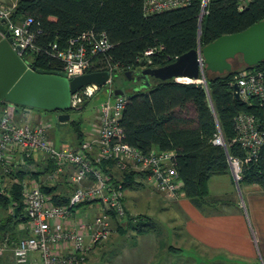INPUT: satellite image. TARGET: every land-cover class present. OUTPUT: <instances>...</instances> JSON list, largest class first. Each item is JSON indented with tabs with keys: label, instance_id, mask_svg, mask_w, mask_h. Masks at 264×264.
<instances>
[{
	"label": "trees",
	"instance_id": "obj_1",
	"mask_svg": "<svg viewBox=\"0 0 264 264\" xmlns=\"http://www.w3.org/2000/svg\"><path fill=\"white\" fill-rule=\"evenodd\" d=\"M208 1L206 14L200 25V0H190L187 5L151 15L144 14L143 0H18L12 18L14 21L27 17L33 19L30 29L34 32L37 50L31 51L30 63L41 69L62 71L63 64L52 55L54 43L60 48H67L71 40L83 32H104L111 47L93 57V65L89 70L103 71L112 67L114 74L111 80L117 87L126 79L124 70L139 67V58L146 50L153 49L148 56L149 62L146 61L147 66H165L177 56L196 48L198 43L202 47L219 36L238 33L264 18V0H251L241 10L238 8L241 0ZM253 67L264 69V60ZM253 67L242 64L238 69L234 67L224 74L205 69L211 105L205 88L200 84L153 77L149 88L135 91V86L132 87L134 92L128 94L127 105L120 116L125 141L130 145L143 152L151 148L172 149L176 152L175 164L182 192L204 213H207L206 208L213 206L214 202L209 198V179L230 171L225 149L212 142L218 125L222 129L229 153L240 157L246 154V150L233 141L236 135L234 117L242 111L247 112L264 129V102L256 98L250 103L235 99L231 85L234 73ZM118 71L119 85L115 78ZM86 103L87 101L84 102ZM6 104L12 105L15 111L27 108L0 100L1 108ZM192 108L195 113L193 118L187 114ZM68 122L75 133L76 140L72 143L82 142L87 136L79 122ZM106 165L112 166L113 163L103 165L109 172V166L107 168ZM41 174L28 173L22 169L12 170V176L20 179L27 175L39 179ZM242 174L238 186L259 185L264 190V146L256 161L245 164ZM112 175L111 179L114 181L120 177L123 191L145 186L140 180L144 178L143 174L112 172ZM5 177L0 169V209L11 211L0 220V239L8 236L9 240H13L15 227L18 223H26L27 217L23 208L21 185L6 180ZM42 190L56 204L68 202L69 196L59 199L54 195L56 184L42 183ZM125 216L126 227L120 231L123 234L129 230L134 232L135 237L159 229L157 222L149 215L135 218L126 209ZM113 219L118 218L113 215ZM118 227L122 229L121 225ZM20 238L22 237L14 242ZM167 251L172 254L182 253L180 248L171 245L167 247Z\"/></svg>",
	"mask_w": 264,
	"mask_h": 264
},
{
	"label": "built area",
	"instance_id": "obj_2",
	"mask_svg": "<svg viewBox=\"0 0 264 264\" xmlns=\"http://www.w3.org/2000/svg\"><path fill=\"white\" fill-rule=\"evenodd\" d=\"M190 0H143V12L151 15L163 10L184 6ZM199 25L206 14L208 0H200ZM251 0H241L238 8L241 10ZM17 2L5 5L0 3V39L6 38L7 33L12 37L11 45L14 50L30 63L34 44V32L30 29L33 22L31 17L14 21L12 18ZM67 48H60L56 43L52 45V55L63 64L62 71L69 78L88 72L93 65V57L111 47V43L104 32L92 30L83 32L76 39L71 40ZM200 63L201 76L198 80L176 82L200 84L205 88L209 104V89L207 88L205 63L200 43L196 46ZM153 49L146 50L139 60L149 62L148 56ZM147 64V63H146ZM110 77L103 86L88 84L71 94L72 109L82 107L85 101L94 97L104 89L107 99L98 109V115L90 123L91 129L87 137L77 144L63 143L57 146L50 135L48 120L41 118L35 123L19 122L15 118L14 107L10 104L2 106L0 110V169L6 180L18 183L22 188L24 211L27 217L29 234L20 238L14 245H10L8 236L0 239V257L8 250H12V264H30L29 254L39 251L43 264H85L91 251L106 241L112 233L113 215L126 218L123 183L120 177L114 181L112 172H107L104 163L112 162L120 173L138 172L145 176L150 188L161 192L169 200L177 199L184 192L180 187V176L175 164L176 152L172 149L164 150L151 148L143 152L125 141L124 129H121L120 119L122 111L127 105L128 92L115 86L112 79L114 69L108 68ZM184 79V78H183ZM237 83L240 100L250 103L256 98L264 102V69L257 67L243 68L234 73L231 85ZM121 88L123 93L115 95V90ZM44 113L47 111L42 110ZM46 121V122H45ZM235 138L241 149L246 150L243 157L230 154L225 137L218 125L214 134L213 144L222 146L226 151L227 162L235 182L242 178L245 164L256 161L264 146V129L260 127L256 118L240 112L234 117ZM36 153L47 161L53 162V170L44 177L49 185H55L65 168H71L70 181L73 190L65 204H56L51 196L42 190V179L27 175L20 179L12 176V170L28 164ZM99 202L98 212L88 224L80 223L73 229L64 222L73 215L83 203L92 206ZM85 229V230H84ZM66 245V253L54 252V247Z\"/></svg>",
	"mask_w": 264,
	"mask_h": 264
},
{
	"label": "crops",
	"instance_id": "obj_3",
	"mask_svg": "<svg viewBox=\"0 0 264 264\" xmlns=\"http://www.w3.org/2000/svg\"><path fill=\"white\" fill-rule=\"evenodd\" d=\"M17 1L18 0H0V3L9 5ZM38 110L39 109L28 107L24 109L22 108L19 111H14L15 118L19 122L27 121L35 123L40 117L42 118L43 115L46 116V113L44 112L39 114ZM65 122L67 123L68 121H64L63 123ZM51 131L52 126H50L48 131L52 136ZM85 133L87 136L88 132L85 131ZM63 143H65L64 140L57 146H60ZM106 166L108 168L109 165ZM27 167L29 168H24L23 170L28 173L41 172L42 174L39 178L42 179V183L45 185L48 183L45 182L44 177L47 173L53 170L54 165L52 161H47L41 154L36 153L32 159L28 160ZM65 169V172L56 183L57 190L54 195L58 196L59 199L70 196L73 190V184L70 181L71 168L68 167ZM109 169V172H115L116 174L120 173L114 164L109 166ZM140 180L144 183L146 182V185L143 187L126 189L128 193L124 190L123 204L128 210L130 216H135V218H137L136 216L139 215H149L154 218V215H151L148 209L154 207L157 210H162L164 208L166 209V206H168L170 209L172 208L173 213L176 214L175 218L181 219V227L184 237L191 239L193 242L208 250L215 251L216 254L211 257L212 260L226 264H264V190L259 185H243L242 194L244 202L242 203L237 197H233V199L226 198L228 192L223 189L224 187H221V185L233 186V183H235L231 171L226 174L212 176L209 179L208 188L209 198L214 202H212L213 206L206 208L207 213H204L201 209L195 206L184 195V193L177 199L169 200L163 193L156 192L149 188L145 176L144 178H140ZM181 186L182 183H180V187ZM143 189L146 190V192L140 194L135 193ZM146 200L150 202V207L147 209L140 208L139 201L146 202ZM98 204L99 202H95L92 204V208L89 205L80 206L76 212L64 222L72 229L80 223H90L98 212ZM7 214L8 211L0 209V220ZM125 220V218H118L117 220L113 219L111 228L112 233L109 239L103 241L102 244L91 251L85 264H102L104 257L112 251V245L115 242H121L120 240H122L121 238L123 235H129V233H127L129 230L124 234L120 232L121 230H125ZM120 225L122 229H119L118 226ZM130 232L131 239L134 240V232ZM13 233V240L10 239L11 246L15 244L14 240L16 241L17 238L28 235L24 223H18ZM143 236L146 235L140 234L135 236L138 241L136 244H133L134 250L137 248L136 246L139 239ZM11 248L0 257V264H12L13 253ZM54 252L66 253L67 247L63 244L58 245L57 247H54ZM130 257L132 258V254L130 253L127 257L124 256V258ZM29 262L30 264H43L40 252L32 251L29 254ZM195 263L197 264V261H195ZM165 264L173 263L166 262ZM174 264L188 263L177 262Z\"/></svg>",
	"mask_w": 264,
	"mask_h": 264
},
{
	"label": "water",
	"instance_id": "obj_4",
	"mask_svg": "<svg viewBox=\"0 0 264 264\" xmlns=\"http://www.w3.org/2000/svg\"><path fill=\"white\" fill-rule=\"evenodd\" d=\"M11 40L9 33L6 38L0 39V100L5 102L55 111L60 122L69 121L71 94L88 84L103 86L110 77V72L104 69L69 78L64 71L36 68L13 49ZM201 51L205 69L218 74L231 71V60L237 56H241L249 67L263 62L264 18L238 33L219 36L203 45ZM124 75L127 80L140 82L134 87L135 91L149 88L153 77L160 80L202 78L196 48L177 56L165 66H147L143 60L139 67L124 70ZM232 87L235 99L240 100L237 83H233ZM122 93L121 88L115 90L116 96Z\"/></svg>",
	"mask_w": 264,
	"mask_h": 264
},
{
	"label": "rangeland",
	"instance_id": "obj_5",
	"mask_svg": "<svg viewBox=\"0 0 264 264\" xmlns=\"http://www.w3.org/2000/svg\"><path fill=\"white\" fill-rule=\"evenodd\" d=\"M231 62L233 65L232 69L234 67L238 69L242 64H245L242 61L241 56H237L236 58L232 59ZM119 76H120V72L118 71L117 74H115V78L117 79L116 83L118 85H119V79H118ZM123 80H124L123 83L122 84L120 83V85L121 87H123L125 91L128 92V94L134 92L132 90V87L134 86L136 87L137 85L140 84V83L138 84L134 83V81L127 79H123ZM104 91L105 90L102 89V91L98 92L94 97L89 99L87 103L83 105V108L80 107L78 109H72L69 111L70 112L69 119L78 121L83 131L89 132V130L91 129L90 123L94 121L95 117H97L98 115V109L100 107L99 104H101L103 101L105 102V100L107 99V94ZM38 111L39 114H42L41 112H43L42 110H38ZM187 114L189 117L193 118V116L195 115V113H193V108ZM57 115H58L57 112L49 111L46 113L45 116L46 118L45 120H48V123L50 124V126H52L51 132L54 143H56V145H59V143H61L63 140L66 143L74 142L76 139H75V133L74 131H72L73 128L71 124L69 122L67 123L60 122L57 119L58 118ZM43 116L42 118H44ZM24 168H29V167L23 165L18 168H14V171L16 169L23 170ZM220 178H225V177H220ZM240 186H237L236 182L233 183V186L221 185V187H224L223 189L228 192L226 198L233 199V197L235 198L237 197V199H239L243 203L244 202V198L242 194L243 186L242 185ZM144 192H146V190L143 189L135 193L140 194ZM139 203H140L139 204L140 208L147 209L150 207V202L148 200H146V202L139 201ZM148 210L151 213V215H154V220L157 222V226L159 227V229L157 231L148 232V234H145L146 236H143L144 238L143 237L140 238L136 246L137 248L138 247L139 248L138 249L136 248V250H134L133 244H136L138 240H136V237H134V240L131 239V232L127 231L129 235L127 234V235H123V237L121 236L122 237L121 238L122 240H120L121 242H115L112 245V251L108 253L106 257H104L102 264H111L112 261H113L112 264H165L166 262L173 264L177 262L196 264L195 261H197V264H226L211 259V257L216 254L215 251L208 250L200 246L199 244L193 242L191 239L183 236L182 227H181L182 221L179 218H175L176 214L173 213L172 208L170 209L168 206H166V209L164 208L162 210H157L156 208L151 207ZM10 212L11 211L8 210V214ZM24 224L29 234L27 223ZM100 244L98 243L97 246H99ZM169 245L180 248L182 253H173V254L169 253V251H167V247ZM128 252L132 254V258L131 257L124 258V256L127 257L129 255Z\"/></svg>",
	"mask_w": 264,
	"mask_h": 264
},
{
	"label": "bare ground",
	"instance_id": "obj_6",
	"mask_svg": "<svg viewBox=\"0 0 264 264\" xmlns=\"http://www.w3.org/2000/svg\"><path fill=\"white\" fill-rule=\"evenodd\" d=\"M88 72H93V71H90V70H89ZM85 73H87V72H85ZM180 80H182V81H185V80H187L188 82H190V81H191V80H189V79H187V78H184V79H183L182 77L180 78Z\"/></svg>",
	"mask_w": 264,
	"mask_h": 264
},
{
	"label": "flooded vegetation",
	"instance_id": "obj_7",
	"mask_svg": "<svg viewBox=\"0 0 264 264\" xmlns=\"http://www.w3.org/2000/svg\"><path fill=\"white\" fill-rule=\"evenodd\" d=\"M134 83H137V84H138V83H140V82H134Z\"/></svg>",
	"mask_w": 264,
	"mask_h": 264
}]
</instances>
